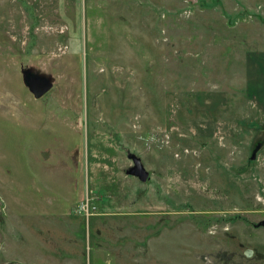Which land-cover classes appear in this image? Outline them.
<instances>
[{
	"label": "rangeland",
	"instance_id": "obj_1",
	"mask_svg": "<svg viewBox=\"0 0 264 264\" xmlns=\"http://www.w3.org/2000/svg\"><path fill=\"white\" fill-rule=\"evenodd\" d=\"M258 99L264 0H0V264H264Z\"/></svg>",
	"mask_w": 264,
	"mask_h": 264
},
{
	"label": "water",
	"instance_id": "obj_2",
	"mask_svg": "<svg viewBox=\"0 0 264 264\" xmlns=\"http://www.w3.org/2000/svg\"><path fill=\"white\" fill-rule=\"evenodd\" d=\"M188 1L195 3L197 0H188ZM24 81L35 98L42 97L52 88L53 85L52 81L49 78L40 75H34L30 71L25 74ZM133 173L137 175L142 181L146 180L148 177V172L139 163L138 159H135V166L133 168ZM262 223L264 224V221Z\"/></svg>",
	"mask_w": 264,
	"mask_h": 264
},
{
	"label": "crops",
	"instance_id": "obj_3",
	"mask_svg": "<svg viewBox=\"0 0 264 264\" xmlns=\"http://www.w3.org/2000/svg\"><path fill=\"white\" fill-rule=\"evenodd\" d=\"M258 101L262 104V103H264V99L262 100V99H258Z\"/></svg>",
	"mask_w": 264,
	"mask_h": 264
},
{
	"label": "built area",
	"instance_id": "obj_4",
	"mask_svg": "<svg viewBox=\"0 0 264 264\" xmlns=\"http://www.w3.org/2000/svg\"><path fill=\"white\" fill-rule=\"evenodd\" d=\"M88 207V206H87Z\"/></svg>",
	"mask_w": 264,
	"mask_h": 264
}]
</instances>
